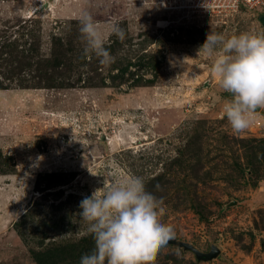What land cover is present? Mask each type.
<instances>
[{
  "label": "rangeland",
  "instance_id": "rangeland-1",
  "mask_svg": "<svg viewBox=\"0 0 264 264\" xmlns=\"http://www.w3.org/2000/svg\"><path fill=\"white\" fill-rule=\"evenodd\" d=\"M177 4L0 0V264H79L95 246L79 202L132 175L173 238L221 249L167 243L139 264H264V135L221 117L230 94L199 47L211 30L264 35V7ZM84 11L125 31L107 37L110 66L82 55Z\"/></svg>",
  "mask_w": 264,
  "mask_h": 264
},
{
  "label": "clouds",
  "instance_id": "clouds-1",
  "mask_svg": "<svg viewBox=\"0 0 264 264\" xmlns=\"http://www.w3.org/2000/svg\"><path fill=\"white\" fill-rule=\"evenodd\" d=\"M82 55L110 66L116 57L106 47L109 34L125 39L118 24L101 30L87 11L78 17ZM213 57L211 71L221 90L230 94L222 118L234 133L245 131L255 112L264 108V35L241 32L230 36L214 30L199 46ZM92 191L79 202V216L95 246L79 264H139L150 261L174 236V228L158 215L159 194L140 176L132 175Z\"/></svg>",
  "mask_w": 264,
  "mask_h": 264
},
{
  "label": "built area",
  "instance_id": "built-area-1",
  "mask_svg": "<svg viewBox=\"0 0 264 264\" xmlns=\"http://www.w3.org/2000/svg\"><path fill=\"white\" fill-rule=\"evenodd\" d=\"M176 2L179 8H193L194 10L208 14L230 13L245 8L254 10L257 7H264V0H176ZM165 7L171 8L172 6L165 5ZM225 100H223L221 106ZM245 132L249 134L261 133L264 135V108H260L255 112L253 122Z\"/></svg>",
  "mask_w": 264,
  "mask_h": 264
},
{
  "label": "water",
  "instance_id": "water-1",
  "mask_svg": "<svg viewBox=\"0 0 264 264\" xmlns=\"http://www.w3.org/2000/svg\"><path fill=\"white\" fill-rule=\"evenodd\" d=\"M44 6H46V8H48L49 7V1L46 2ZM167 243L168 244H174V245L182 247L185 250H190V251L194 252L196 255V258L198 260H202V261L212 260L215 257H217L221 252V249L217 244H212L209 251H203V250H200L199 248H197L193 243L188 242V241H184V240H178V239L173 238V239H170Z\"/></svg>",
  "mask_w": 264,
  "mask_h": 264
}]
</instances>
